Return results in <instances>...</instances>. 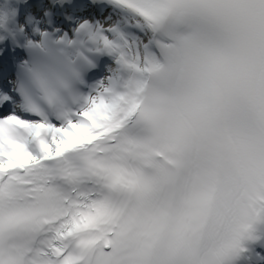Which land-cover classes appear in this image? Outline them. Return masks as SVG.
I'll use <instances>...</instances> for the list:
<instances>
[{"label": "snow or ice", "instance_id": "snow-or-ice-1", "mask_svg": "<svg viewBox=\"0 0 264 264\" xmlns=\"http://www.w3.org/2000/svg\"><path fill=\"white\" fill-rule=\"evenodd\" d=\"M0 264H264V0H0Z\"/></svg>", "mask_w": 264, "mask_h": 264}]
</instances>
